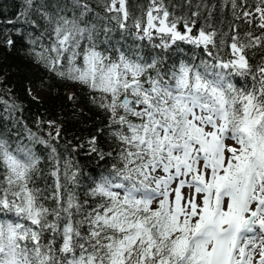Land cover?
Returning <instances> with one entry per match:
<instances>
[{"label": "snow or ice", "instance_id": "obj_1", "mask_svg": "<svg viewBox=\"0 0 264 264\" xmlns=\"http://www.w3.org/2000/svg\"><path fill=\"white\" fill-rule=\"evenodd\" d=\"M185 4L177 15L150 0L133 33L126 0H105L108 19L136 41L128 50L98 47L87 0H71V13L24 0L6 21L36 63L93 93L118 147L89 140L90 153L115 162L88 178L81 199L79 167L29 133L53 164L54 190L42 196L41 157L0 135V264H264V62L248 56L264 49V0H220L228 32L211 24L216 3ZM240 22L259 32L242 36Z\"/></svg>", "mask_w": 264, "mask_h": 264}, {"label": "trees", "instance_id": "obj_2", "mask_svg": "<svg viewBox=\"0 0 264 264\" xmlns=\"http://www.w3.org/2000/svg\"><path fill=\"white\" fill-rule=\"evenodd\" d=\"M47 2L52 5L50 10H54L59 5L65 7L69 13L73 11L71 0H47ZM87 2L93 8L95 15L89 14L90 19H86L89 26H95L98 47L101 50L111 51L116 48L128 50L136 43L132 35L121 32L116 23L108 19V14L102 6L105 0H87ZM192 2L195 5L198 0ZM207 2L217 4V10L211 20L212 26L228 32L229 25L234 22L232 16L227 11L221 13L220 0H207ZM253 2L254 0H249L250 4ZM149 3L150 0H126L129 32H135L133 21L146 12ZM164 3L177 15L190 12L185 0H164ZM23 6L24 0H0V101L15 105L14 109L9 110L5 103L0 102V135L9 138L13 147L19 142L33 146L37 155L41 157V162L33 176V185L42 190V196H47L54 190V178L50 175L53 164L48 158L50 155L48 149L43 145H33L29 133L55 145L61 164L65 159H70L81 170L79 177L81 187L75 191L81 199H84L88 178L98 175L115 162L113 159L101 160L95 153H90L89 140L95 136L96 146L105 152L115 151L118 146L109 135V121L105 113L93 102V93L78 83L58 78L36 63L35 58L30 54L31 46L26 40H21L14 34L13 25L6 23L8 20H17ZM203 20L204 13L200 17V21ZM106 27L114 30L105 32ZM250 30L259 32L255 25L250 27L240 22L239 31L242 36ZM8 35H12L15 41L11 47L5 43ZM185 47L187 51V46ZM144 51L147 53L149 49L145 48ZM187 55L190 56L191 52L187 51ZM184 56V53H173L172 59L176 60ZM248 56L250 63L256 66L264 62V49H250ZM236 82L241 85L245 83L239 78H236ZM29 85L42 89L46 93L45 99L37 101L32 98L28 93ZM70 96L74 99L70 100ZM57 129L60 138L53 140L48 134L51 132L54 136ZM68 187L72 190L71 184ZM43 202L46 206L54 204L52 200Z\"/></svg>", "mask_w": 264, "mask_h": 264}, {"label": "rangeland", "instance_id": "obj_3", "mask_svg": "<svg viewBox=\"0 0 264 264\" xmlns=\"http://www.w3.org/2000/svg\"><path fill=\"white\" fill-rule=\"evenodd\" d=\"M28 93H29V95L32 98H34L37 101H42L46 97V93L42 89H40L38 87H35L33 85H29V87H28Z\"/></svg>", "mask_w": 264, "mask_h": 264}]
</instances>
